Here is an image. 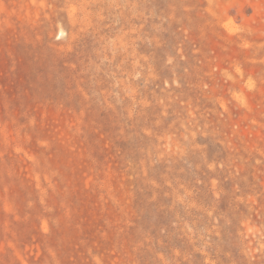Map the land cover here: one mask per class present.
<instances>
[{"label": "rangeland", "instance_id": "obj_1", "mask_svg": "<svg viewBox=\"0 0 264 264\" xmlns=\"http://www.w3.org/2000/svg\"><path fill=\"white\" fill-rule=\"evenodd\" d=\"M0 264H264V0H0Z\"/></svg>", "mask_w": 264, "mask_h": 264}]
</instances>
